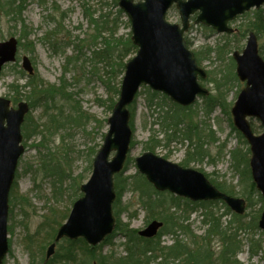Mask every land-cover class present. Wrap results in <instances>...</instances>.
I'll return each instance as SVG.
<instances>
[{
    "label": "rangeland",
    "instance_id": "rangeland-1",
    "mask_svg": "<svg viewBox=\"0 0 264 264\" xmlns=\"http://www.w3.org/2000/svg\"><path fill=\"white\" fill-rule=\"evenodd\" d=\"M54 2L60 8L57 18L62 22V27H60L61 31L58 36L59 39H63L61 44L65 49L56 53L47 40L48 32L58 27L57 20L54 21L48 17L50 13H56ZM84 6L91 9L90 12H93L94 19L98 20L100 25L107 26L106 33H103V36L108 37V28L113 30L112 32L115 33L116 38L122 36L126 38L131 33L129 18L125 13L118 14V9H120L119 1L118 5H116L115 0H46V3L38 2V0H28L27 7L23 13L25 23L31 32L29 39L34 41L35 50L31 52L22 49L21 58L23 55L32 56L31 58L35 60V64H33L35 73H38L39 77L46 82L59 85L61 84V78H65L67 91L71 92L73 99L79 102L81 108L93 115L94 118L86 120V123L84 122L81 126L61 129L54 135L50 146L52 149L56 147L57 151L67 148L72 161L70 170L78 180L74 184L79 183V190L76 191V196H73V187L67 189L62 195L55 192L52 185L53 178L46 176L42 169L36 170L40 167L42 154L47 151L46 147L38 148L35 146L39 144L41 137L33 136L30 140H27L26 150L20 160L11 191L13 203L12 205L10 204L8 222L9 227H11L9 231L10 253L6 257L5 264H31L32 261L36 264L42 258H46L45 254L49 245V238L45 236L53 229H58L60 224L66 220L63 215H69L74 201L81 197L80 187L89 180L92 174V168L88 170L87 167L92 164L96 155V153L92 156L90 155V148L94 147L95 151H98L103 144L105 137L103 135H106L109 130L108 119L112 114V110L109 109V98L111 96L104 81L108 77L106 70L109 67L106 66L105 61H102V58L99 56L94 57L93 52L104 47L103 37L94 38L98 33L96 24H90L89 16L84 13ZM63 12L65 13L64 15L62 14ZM167 20L171 23H181L180 13L175 6L169 10ZM248 20L249 16H239L236 21L231 23V26L235 29L245 28ZM20 27V24H15L14 21L11 22L7 17L1 18L0 42L7 40L11 36L10 34L19 35ZM227 35L226 33L211 32L206 26L196 24L194 17L192 18L190 29L186 32V36L191 42L190 48L194 52L205 46L215 47L217 44L223 43L227 39ZM247 36L239 41V47H234L230 53L225 55L224 61H219L215 58V54H212V59L201 60L200 65L208 72L213 69H220L222 74L226 73V66L230 63L233 52L244 49ZM66 43L69 44L67 45ZM261 44L263 43L259 40V45ZM135 54L133 52L127 57L125 56L124 61L127 62ZM69 57L72 58L71 60L69 59L71 62L68 61ZM21 58L18 63L16 62L18 67H22ZM66 64L67 68H65ZM12 66L14 64H7L0 78V96L10 99L11 92L8 85L18 75ZM232 70L236 72L235 64ZM123 75L124 73L122 75L119 74L115 80L116 82H114L119 87ZM212 78H215L214 75H212ZM23 82L21 80L20 84ZM203 84L211 90L214 88L212 80L203 82ZM240 86H244V84L238 81L227 94V100L232 105L237 99ZM144 89L145 87H142L132 106L135 112L133 118L134 144L129 153L128 166L124 175L135 174L138 171L135 159L146 151H152L181 165L187 161V165H184L185 167L203 172L210 180H226L229 184L237 185L240 181V175L232 169L230 151L239 145L246 149L248 145L245 146L239 141L237 134L231 129L227 116L219 108L211 116H206L200 108L195 109L197 114L193 116L195 118L194 121L196 123L205 121V123H199L201 131H204L205 128V134L210 133V131L213 132L208 142L204 145L206 154L204 158H199V153H196V137L193 136L191 142L184 137L181 131L177 134L178 139L172 141L170 145L167 146L162 143L155 146L153 150L148 149L145 143L149 140L151 134L155 132V136L158 139H163L165 134L158 123V110L160 109L149 108L146 94L143 92ZM113 98L117 101L119 96L114 95ZM97 99L106 100V103H99ZM61 101H64L66 108L70 106L66 100L62 99ZM42 111V107L31 110L32 117L39 124H44L48 121L46 116L42 115ZM97 121H100V123ZM252 121L255 131L261 132L262 125L260 122L257 119H252ZM186 124L181 125L183 131L187 127ZM208 126H211L212 130H209ZM189 151L196 154L190 156L188 154ZM69 183V181L66 182L67 185ZM21 195L28 199V203L22 208L17 202L18 197ZM136 195L137 193L126 189L122 195V204L126 205L131 202L135 206L134 208H137ZM258 207L260 206L258 205L255 208ZM214 208L215 210L220 209V211H223L221 204L215 205ZM201 212L202 210L192 213L189 219L192 229L197 234H203L207 228L202 221ZM146 218V211L141 209L137 217L132 220L131 226L139 230L145 228ZM121 219L123 222H128V212H122ZM28 237L32 239H28ZM255 239L261 240V249L258 254L251 257L250 246L245 242L243 249L238 254V259L242 264H264L263 231L259 230L255 235ZM162 241L163 244H171L173 237L169 234L164 235ZM123 242V235L118 234L112 242L105 244L99 253H108L113 249V251L124 254V246L121 244ZM41 245H43L44 249ZM213 246L218 248L219 243L214 241ZM80 261H83L82 256H80Z\"/></svg>",
    "mask_w": 264,
    "mask_h": 264
},
{
    "label": "trees",
    "instance_id": "trees-1",
    "mask_svg": "<svg viewBox=\"0 0 264 264\" xmlns=\"http://www.w3.org/2000/svg\"><path fill=\"white\" fill-rule=\"evenodd\" d=\"M118 1L115 0L116 5H118ZM38 2L46 3V0H38ZM27 3L28 0H0V19L7 17L11 22L14 21L15 24L21 25L18 31L19 35H15L19 41L17 63L21 58L22 49L31 52L35 50V43L29 39L31 32L23 17ZM84 7V13L89 16L90 24H96L98 33L94 38L103 37L104 47L93 52L94 57L99 56L102 61L106 62V66L109 67L106 70L108 77L104 81L111 96L109 98V109L113 110L116 103L113 97L120 94V87L114 82H116L118 75H122L125 71L126 62L124 58L133 52L136 53L137 47L132 42L131 33L126 38L124 36L116 38L115 33L112 32L113 30L108 28V37L103 36L102 34L106 33L107 26L100 25L98 20L94 19L93 12H90L91 9ZM54 10L56 13H50L48 17L54 21L57 20L58 27L48 32L47 40L56 53L65 49L61 44L63 39H59L58 36L62 22L57 18L60 8L56 2H54ZM62 14L64 15L65 13L63 12ZM118 14L124 13L121 9H118ZM243 16H249L245 28L238 29L232 36L227 35V39L215 47L205 46L195 52L199 64L201 60L212 59V54H215V58L219 61H224L225 55L230 53L234 47H239V41L245 38L250 31H254L258 35L259 40L262 41L260 53L264 57V8L252 10L251 13L248 12ZM13 34L10 35L12 36ZM186 40L190 46L191 42L187 36ZM66 44L68 45L69 43ZM69 59L71 60L72 58L69 57L68 61H70ZM31 60L35 64V60L33 58ZM230 60V63L226 66V73L222 74L220 69H213L208 72L206 81L212 80L214 88L210 90L208 96L201 99V103L196 102L193 106H179L172 103L166 95L145 87L143 92L146 94L149 108L160 109L158 110V123L165 134L163 139H158L155 136V132L151 134L149 140L145 143L146 148L153 150L155 146L162 143L168 146L172 141L178 139L177 134L181 131L184 137L191 142L192 137H196V153H199V158H204L206 156L204 145L208 142L213 132L210 131V133L205 134V128L204 131H201L199 124L201 122L205 123V121L199 123L194 121L195 118L193 116L197 114L195 110L197 108L203 110L206 116H211L219 108L229 119L232 131L237 134L239 141L245 146L248 145L232 123V103L227 100L228 92L239 81L236 73L232 70L234 66L233 58H230ZM17 63L12 68L17 71L18 75L8 86L13 104L26 100L30 105V112L27 114L23 125L24 143L26 145L27 140H30L33 136L41 137L39 144L35 146L38 148L46 147L47 151L42 154L40 167L36 170L42 169L46 176L53 178L52 185L56 193L62 195L67 189L73 187V196H76V191L79 190V183L74 184L78 180L70 170L72 161L67 148L57 151L56 147L52 149L50 146L54 135L61 129L81 126L86 120L94 117L85 112L79 102L73 99V94L67 91L65 78H61V84L59 85L52 84L41 79L38 73L28 75L22 67L17 66ZM66 66L67 64L65 68H67ZM212 75H214V79ZM21 80L24 82L20 84ZM62 99L66 100L67 104H70V108L65 107L64 101H61ZM97 100L99 103H106V100ZM73 102L75 103L72 104ZM132 106H129L132 113L130 123L134 131L133 118L135 112ZM37 107H42V115L48 119L44 124H39L32 117L31 110ZM97 122L100 123V121ZM184 123H187V127L183 131L181 125ZM208 127L209 130H212L211 126ZM133 144L134 140L132 141ZM243 148L239 145L230 151L232 169L240 175L239 183L233 185L227 183L226 180L211 181L220 190L228 194L245 197L247 199V210L244 214L239 215L232 212L222 201L192 202L168 192H159L138 171L130 176L124 175L128 166L127 161L123 171L115 176L117 199L114 202V214L116 216L114 232L103 243L94 247L88 245L82 238L73 241L63 239L58 242L55 255L51 259L42 258L36 264H91L93 260L98 261L99 264H173L178 260L176 264H242L238 259V254L243 249L245 242L249 243L250 256L258 254L261 249V240L255 239V235L259 229V215L264 208V199L256 189L251 176L249 166L250 149L247 146L246 149ZM94 153H97L95 148H90V155L92 156ZM196 153L188 152L190 156ZM185 164L187 165V161L183 163V165ZM91 168L92 164L87 167L88 170ZM68 181L70 183L67 185L66 182ZM126 189L137 193V208H134L135 206L131 202L126 205L122 204V195ZM17 202L22 208L28 203V199L21 195L18 197ZM10 203L11 205L13 203L12 195ZM217 204H221L223 211H220V209L215 210L214 206ZM258 205L260 207L255 208ZM141 209L146 211V223L153 219L163 221L164 225L156 237H141L138 234L139 230L131 226L132 220L137 217ZM199 209L202 210V221L207 226L203 234L195 233L189 222L191 213ZM125 211L128 212V222H123L121 219V214ZM63 216L67 217L68 215ZM57 223L59 224L58 221ZM10 229L11 227H9V231ZM118 234L123 235V238H125V241L121 243L124 246L125 254L113 251V249L108 253H99L101 248L105 244L112 242ZM167 234L173 236L172 244H163L162 237ZM55 235V229L47 233L45 237L49 238V244L54 241ZM185 238L187 239L185 240ZM28 239L32 238L28 237ZM214 241L219 243L218 248L213 246ZM41 246L44 249L43 245ZM80 256H82V262L80 261ZM5 261L3 264H5ZM31 264H35L34 261Z\"/></svg>",
    "mask_w": 264,
    "mask_h": 264
},
{
    "label": "water",
    "instance_id": "water-1",
    "mask_svg": "<svg viewBox=\"0 0 264 264\" xmlns=\"http://www.w3.org/2000/svg\"><path fill=\"white\" fill-rule=\"evenodd\" d=\"M174 4L180 13V24L167 20L168 10ZM119 5L131 21L132 41L138 51L125 65L119 99L108 119L109 130L94 157L89 180L81 185L83 195L74 202L68 219L59 227L55 241L48 247L47 259L62 238L82 237L96 246L113 232L116 224L113 204L117 197L114 177L123 170L131 149L129 105L140 88L148 86L184 107L194 104L198 96L209 94V89L200 83V78L207 77V71L198 64L185 39L191 17L196 15L197 24L210 26L218 33H232L229 22L251 9H259L264 0H120ZM18 43L16 36L0 42V75L6 64L17 60ZM233 58L237 76L245 83L231 109L233 122L250 145L252 177L264 197V58L254 31L249 33L243 51H235ZM22 67L28 74L34 73L28 55L22 57ZM29 109L27 101L14 107L9 98L0 96V264L9 251V195L25 151L22 124ZM252 118L260 121L262 133L254 132ZM135 161L139 172L158 191H169L193 201L223 200L236 213L245 211L244 198L221 191L201 171L183 167L152 151L144 152ZM162 225L163 222L153 220L139 234L153 237ZM259 227L264 230V211Z\"/></svg>",
    "mask_w": 264,
    "mask_h": 264
}]
</instances>
